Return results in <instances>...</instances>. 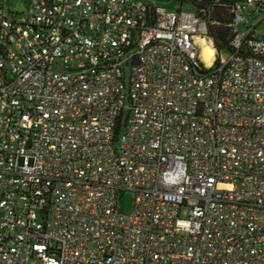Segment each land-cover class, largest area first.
Segmentation results:
<instances>
[{"label":"built area","instance_id":"built-area-1","mask_svg":"<svg viewBox=\"0 0 264 264\" xmlns=\"http://www.w3.org/2000/svg\"><path fill=\"white\" fill-rule=\"evenodd\" d=\"M154 2L0 5V264H264V0Z\"/></svg>","mask_w":264,"mask_h":264},{"label":"trees","instance_id":"trees-1","mask_svg":"<svg viewBox=\"0 0 264 264\" xmlns=\"http://www.w3.org/2000/svg\"><path fill=\"white\" fill-rule=\"evenodd\" d=\"M179 8L189 6L191 10L206 23L207 35L218 51H230L232 38L230 23L231 7L240 0H222L214 4L211 0H173Z\"/></svg>","mask_w":264,"mask_h":264},{"label":"rangeland","instance_id":"rangeland-1","mask_svg":"<svg viewBox=\"0 0 264 264\" xmlns=\"http://www.w3.org/2000/svg\"><path fill=\"white\" fill-rule=\"evenodd\" d=\"M30 1V0H29ZM155 5L161 8L166 9L167 11L177 10L178 5L173 0H154ZM30 3V2H29ZM0 4L4 9V12L8 14L9 11H13L15 13H22L29 9L26 7V2L24 0H0ZM183 10H191L189 6H183ZM263 31V30H262ZM222 55H227L228 52L226 50L220 51ZM193 201H190L188 205H192ZM131 207L130 200L127 198L123 203V210L127 211ZM188 212V207L182 208L181 216L185 217ZM27 264H41L40 260L36 257H31Z\"/></svg>","mask_w":264,"mask_h":264},{"label":"bare ground","instance_id":"bare-ground-1","mask_svg":"<svg viewBox=\"0 0 264 264\" xmlns=\"http://www.w3.org/2000/svg\"><path fill=\"white\" fill-rule=\"evenodd\" d=\"M213 54V50L205 47L203 51L204 58L207 60Z\"/></svg>","mask_w":264,"mask_h":264},{"label":"crops","instance_id":"crops-1","mask_svg":"<svg viewBox=\"0 0 264 264\" xmlns=\"http://www.w3.org/2000/svg\"><path fill=\"white\" fill-rule=\"evenodd\" d=\"M24 2H26V7L28 8V6H29V0H24ZM1 5V4H0ZM9 12H13V11H9ZM15 13V12H14Z\"/></svg>","mask_w":264,"mask_h":264}]
</instances>
